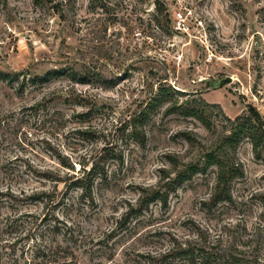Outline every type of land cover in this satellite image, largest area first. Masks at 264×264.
I'll use <instances>...</instances> for the list:
<instances>
[{
	"label": "rangeland",
	"instance_id": "rangeland-1",
	"mask_svg": "<svg viewBox=\"0 0 264 264\" xmlns=\"http://www.w3.org/2000/svg\"><path fill=\"white\" fill-rule=\"evenodd\" d=\"M255 132L264 0H0V185L78 197L84 204L57 206L58 217L79 219L94 242L112 232L113 263L162 264L193 225L212 238L227 222L264 220ZM220 169L236 206L206 209ZM159 185L166 204L150 200L120 227L129 204Z\"/></svg>",
	"mask_w": 264,
	"mask_h": 264
},
{
	"label": "trees",
	"instance_id": "trees-1",
	"mask_svg": "<svg viewBox=\"0 0 264 264\" xmlns=\"http://www.w3.org/2000/svg\"><path fill=\"white\" fill-rule=\"evenodd\" d=\"M247 109L259 119L254 106H247ZM142 116L146 117L145 112H142ZM250 138L254 154L259 158L258 150L264 148V132L252 133ZM210 158L214 159L212 156ZM97 172V167L92 164L86 177ZM183 179L182 175H176L170 180L173 183L172 186L169 185V189L174 188ZM228 179L224 169H220L213 196L209 202L203 203V207L210 209L223 201L236 206ZM89 186L87 182V188ZM160 187L161 185L153 187L147 193L145 190L148 189L142 190L143 194L137 198L135 204H129L118 225L124 226L129 218L142 211L150 200L159 199L165 205L167 196L160 192ZM51 197L46 191L30 193L24 189L17 191L10 186L0 185V264H115L112 253L108 252L113 249L108 244V239L113 236L112 232L94 242L85 234L79 219L67 216L66 220H63L56 213L57 206H65L68 212L76 211L78 206L84 204L83 201L77 197L76 200L66 198V201L60 202L59 199L53 202ZM258 197L264 204V194ZM31 203H42L41 209L45 211L39 213L26 209ZM241 206L244 204H240ZM260 213L264 216V208ZM192 229L195 236L185 239L184 242L173 237L172 246L156 258L158 263L171 264V261L182 258L189 264H264L263 218L253 222L251 228H248L242 219L236 223L227 222L212 238L207 229L197 225H193ZM95 258L98 260L93 261ZM102 258L107 262H103Z\"/></svg>",
	"mask_w": 264,
	"mask_h": 264
},
{
	"label": "water",
	"instance_id": "water-1",
	"mask_svg": "<svg viewBox=\"0 0 264 264\" xmlns=\"http://www.w3.org/2000/svg\"><path fill=\"white\" fill-rule=\"evenodd\" d=\"M230 81H231V77H225V78H222L221 80L218 81V85H217V87H218V86H222L223 84L228 83V82H230Z\"/></svg>",
	"mask_w": 264,
	"mask_h": 264
},
{
	"label": "built area",
	"instance_id": "built-area-1",
	"mask_svg": "<svg viewBox=\"0 0 264 264\" xmlns=\"http://www.w3.org/2000/svg\"><path fill=\"white\" fill-rule=\"evenodd\" d=\"M182 17H183V13L181 11H177L175 14H174V19L178 22L180 20H182Z\"/></svg>",
	"mask_w": 264,
	"mask_h": 264
}]
</instances>
